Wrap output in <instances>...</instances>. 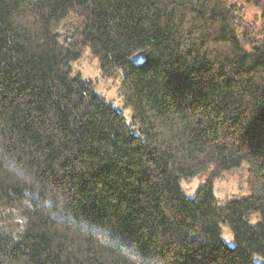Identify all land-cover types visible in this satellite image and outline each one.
I'll list each match as a JSON object with an SVG mask.
<instances>
[{
	"label": "trees",
	"instance_id": "1",
	"mask_svg": "<svg viewBox=\"0 0 264 264\" xmlns=\"http://www.w3.org/2000/svg\"><path fill=\"white\" fill-rule=\"evenodd\" d=\"M244 1L259 37L238 0H0V264H264V0ZM84 48L131 122L73 70ZM243 165L249 194L219 200Z\"/></svg>",
	"mask_w": 264,
	"mask_h": 264
},
{
	"label": "rangeland",
	"instance_id": "2",
	"mask_svg": "<svg viewBox=\"0 0 264 264\" xmlns=\"http://www.w3.org/2000/svg\"><path fill=\"white\" fill-rule=\"evenodd\" d=\"M242 8V23L248 28L251 37H259L262 29L261 10L255 6L247 4L244 0H238ZM80 25V20L71 15L61 26L59 38L63 41L71 36ZM244 27L242 29H244ZM73 70L82 73L84 78L92 79L96 90L103 95L113 106L121 110L128 121H132V110L125 105L121 92L122 76L105 77L102 74L98 58H96L89 48H84L81 57L73 63ZM249 171L247 165L221 174L214 180L215 195L221 201H226L233 197H241L249 194ZM207 175H200L189 179H182L181 186L185 194L194 196L200 186L206 181ZM223 238L229 244H234V238L228 227L223 228Z\"/></svg>",
	"mask_w": 264,
	"mask_h": 264
}]
</instances>
